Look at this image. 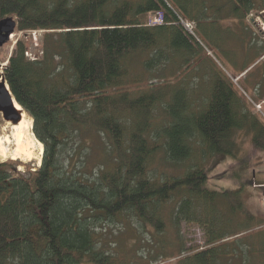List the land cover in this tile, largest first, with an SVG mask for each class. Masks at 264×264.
I'll list each match as a JSON object with an SVG mask.
<instances>
[{
    "label": "trees",
    "instance_id": "obj_1",
    "mask_svg": "<svg viewBox=\"0 0 264 264\" xmlns=\"http://www.w3.org/2000/svg\"><path fill=\"white\" fill-rule=\"evenodd\" d=\"M159 12L163 23L148 26ZM253 12H264V0H0V21L15 19L22 34L0 78L44 149L36 171L0 163V264H119L96 230L128 221L160 248L182 223L201 228L202 247L177 244L186 252L179 264L264 263V230L252 233L244 184L213 190L206 166L237 160L242 131L264 152V119L237 89L252 79L264 98V47L246 41ZM223 19L240 28L234 51L254 56L236 73H245L239 86L181 24L195 23L228 57L213 29ZM137 65L141 78H129ZM146 76L159 86L129 88ZM91 134L107 150L95 173L81 158Z\"/></svg>",
    "mask_w": 264,
    "mask_h": 264
},
{
    "label": "rangeland",
    "instance_id": "obj_2",
    "mask_svg": "<svg viewBox=\"0 0 264 264\" xmlns=\"http://www.w3.org/2000/svg\"><path fill=\"white\" fill-rule=\"evenodd\" d=\"M184 24V28L187 26L186 31L190 32L192 29L194 30V35L197 38V35L200 40L201 47L204 50V53L207 56L211 57L215 64L220 68V70L229 77H233L232 80L235 85L239 86V82H242L244 74H240L239 76H235L236 73L239 74L240 70L245 67H249L252 65V61L254 60V56H239L238 53L234 51V47L232 42L235 43L237 50L241 49L240 46L236 43L237 30L240 28L237 26L236 22L228 21L226 19L221 20L220 22L213 25V29L215 26V37H220L222 41L225 40V46L228 47L227 53L228 57L222 54L216 47L212 46L210 42L205 39L202 33L196 34V24L188 22L187 20H182ZM187 21V22H186ZM264 14L253 12L252 15L248 16L245 21V26H247L246 30L249 31L250 36L246 38L247 43L257 44V47H264ZM212 25L207 22V29H209ZM243 27V26H242ZM188 28H191L188 29ZM251 32H250V30ZM16 30V29H15ZM236 31V32H234ZM193 32V31H192ZM30 35V34H28ZM42 32L32 33V40L34 47H37L39 44V38L41 37ZM22 36V34H16L15 32L9 39V41L0 47V74H2L5 69L6 62L8 61L13 47L16 41ZM198 39V38H197ZM245 39V38H244ZM243 39V40H244ZM250 41V42H249ZM264 60V56L261 58V61ZM196 64L190 65V68L184 67V70H192ZM252 68V67H251ZM188 72V71H187ZM141 74L140 68L137 66L132 67L129 70V78H141L139 76ZM238 79L239 82H236L235 79ZM142 84L138 86H130L129 88L136 92L141 90H146L147 88H157L159 86L158 81H153V79L149 76L142 78ZM252 79H250L251 81ZM250 81L245 82V86L242 85L245 90H243L240 86L237 88L240 92V95L247 102L248 107L256 112V108L254 107V103L257 98V90L252 88ZM162 83V82H161ZM160 83V84H161ZM192 88L197 90L196 81L192 84ZM252 88V89H251ZM251 101L249 100V98ZM25 114L24 112H21ZM257 113V112H256ZM258 114V113H257ZM27 119L32 120L25 114ZM8 123V124H7ZM31 139L34 142L35 146V154L36 160H33L30 163L22 162V161H12L8 157L0 156V163H10L12 164L16 171L21 174H26L27 172L36 171L42 161L43 156V146L42 144L35 138L32 127L33 122H31ZM6 125H12L10 122H5L0 114V137H2V129ZM237 147L239 149L237 160H234L232 157L213 158L207 163V171H208V186L213 190H234L240 187L242 183L244 184L242 199L245 202L246 209L249 213H251L256 218V224L252 226V233L257 231L264 230V152H260L253 148L251 143V137L247 132H240L237 137ZM85 142L87 143V149H83V159H88L87 161V172L89 170H94L98 172L102 168L101 162L103 161V157H105L107 152L104 149V140L95 134L87 135ZM41 145V149L39 144ZM11 147V146H10ZM9 147V149H10ZM104 152H103V150ZM41 151V152H40ZM41 156V157H40ZM106 158V157H105ZM40 160V162L38 161ZM38 164V165H37ZM40 164V165H39ZM90 172V171H89ZM238 175V176H237ZM130 221L122 224H105L100 226L96 233L99 234L98 242L100 246L105 247L110 253L113 252L119 264H179L180 260L185 256L186 252L179 254L177 251V246L179 244L185 249V251L189 250V248L193 247H202L203 245V231L201 228H198L196 225H186L182 223L179 227V238L169 230V233H166L162 237V241L165 244L164 248L157 247L155 242L158 237L155 239H151L150 233L151 230L148 228L141 229L136 222L129 223ZM137 231V232H136ZM251 234V232H249ZM248 233V234H249ZM146 241H149L147 244ZM139 242V243H138ZM152 242V244H151ZM178 244V245H177ZM167 257V258H166ZM258 259H256L257 262ZM264 261V260H263ZM262 264H264L262 262Z\"/></svg>",
    "mask_w": 264,
    "mask_h": 264
},
{
    "label": "bare ground",
    "instance_id": "obj_3",
    "mask_svg": "<svg viewBox=\"0 0 264 264\" xmlns=\"http://www.w3.org/2000/svg\"><path fill=\"white\" fill-rule=\"evenodd\" d=\"M13 103L17 112L20 113L21 118L18 123H10L12 125H6L7 128L5 129L4 127L2 129V137H0V156L8 157L12 161H22L30 163L33 160H36L37 158L36 154L34 153L35 141H33L30 137L32 120L27 119L25 114L21 113L22 111L20 110L19 106L14 102V100ZM38 145L41 149L40 143ZM38 161L40 162L39 159Z\"/></svg>",
    "mask_w": 264,
    "mask_h": 264
},
{
    "label": "water",
    "instance_id": "obj_4",
    "mask_svg": "<svg viewBox=\"0 0 264 264\" xmlns=\"http://www.w3.org/2000/svg\"><path fill=\"white\" fill-rule=\"evenodd\" d=\"M16 29V21L5 18L0 21V47L6 44ZM13 97L3 78L0 79V114L5 122L18 123L21 115L13 103ZM16 103V101L14 100ZM17 104V103H16ZM18 105V104H17ZM20 108V107H19ZM21 110V108H20Z\"/></svg>",
    "mask_w": 264,
    "mask_h": 264
},
{
    "label": "built area",
    "instance_id": "obj_5",
    "mask_svg": "<svg viewBox=\"0 0 264 264\" xmlns=\"http://www.w3.org/2000/svg\"><path fill=\"white\" fill-rule=\"evenodd\" d=\"M163 23V15L162 13H156V14H149L148 15V25L149 26H158ZM254 107L256 108V111L259 113H262L264 111V100L261 102L254 104Z\"/></svg>",
    "mask_w": 264,
    "mask_h": 264
}]
</instances>
